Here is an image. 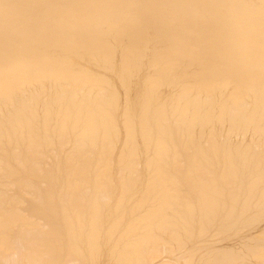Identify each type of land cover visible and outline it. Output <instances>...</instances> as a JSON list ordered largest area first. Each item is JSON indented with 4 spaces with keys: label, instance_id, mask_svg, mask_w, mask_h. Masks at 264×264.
I'll list each match as a JSON object with an SVG mask.
<instances>
[{
    "label": "bare ground",
    "instance_id": "6f19581e",
    "mask_svg": "<svg viewBox=\"0 0 264 264\" xmlns=\"http://www.w3.org/2000/svg\"><path fill=\"white\" fill-rule=\"evenodd\" d=\"M0 264H264V0H0Z\"/></svg>",
    "mask_w": 264,
    "mask_h": 264
}]
</instances>
